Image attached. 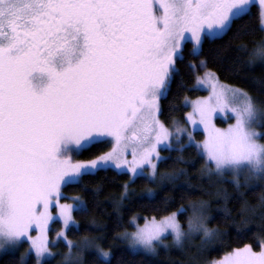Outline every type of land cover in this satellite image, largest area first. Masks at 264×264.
<instances>
[{"label":"snow or ice","instance_id":"1","mask_svg":"<svg viewBox=\"0 0 264 264\" xmlns=\"http://www.w3.org/2000/svg\"><path fill=\"white\" fill-rule=\"evenodd\" d=\"M252 0H0V239L9 250L30 242L20 264L35 253V264H46L45 231L53 194L62 184L78 183L93 170L148 164L156 144L170 133L155 118L157 100L166 94L175 61L183 59L184 42L198 56L205 39L227 34L235 20L249 13ZM264 23V0H258ZM207 29V30H205ZM264 57V45L257 49ZM201 60V66L204 65ZM212 93L193 104L189 120L199 117L206 133L203 149L208 165L219 173L247 169L249 178L264 180V137L251 128L257 109L242 90L225 88L211 72L199 81ZM220 108L235 115L221 130L212 124ZM98 137H111V152L87 163H70L64 155ZM131 146L133 160L124 159ZM239 182L237 181V184ZM149 195L151 192L149 191ZM65 225L82 205H57ZM177 210L157 221H146L125 235L132 250L154 253L166 235L176 244L202 231L218 235L204 221L206 209L181 228ZM35 225L38 236L30 235ZM110 252L100 249L96 264H107ZM218 264H264V239L259 251L245 244Z\"/></svg>","mask_w":264,"mask_h":264},{"label":"trees","instance_id":"2","mask_svg":"<svg viewBox=\"0 0 264 264\" xmlns=\"http://www.w3.org/2000/svg\"><path fill=\"white\" fill-rule=\"evenodd\" d=\"M262 45L264 28L255 4L250 5L243 18L235 20L227 34L205 39L198 56L191 55L193 45L185 43L183 59L175 61L176 71L159 100L161 124L169 131L185 126V102L205 94L194 90L196 78L205 71L219 82L248 94L264 112V57L257 53ZM201 60L205 62L203 66ZM262 120L260 133H264ZM194 139L199 143L203 135L195 133ZM259 140L264 143V137ZM110 149L108 141L96 142L73 154L72 160L91 161ZM160 157L153 179H132L126 173L101 169L80 177L78 183L63 186L62 201L72 205V200H76L80 203L75 204L82 205L72 213L74 226L68 230L67 240L88 241L99 250L110 252L107 264H209L245 244L259 251L264 239V180L252 181L241 175L234 180L230 174L216 173L199 149L185 138L161 150ZM179 209H183L177 216L183 230H187L190 218L206 209L205 225L218 235L209 239L199 232L180 246L165 239V245L157 246L152 254L132 252L120 238L133 231L135 224L160 220ZM58 227L55 223L52 226L51 243ZM52 249L58 253L46 264H75L63 263L68 248L62 241ZM88 249L81 254L79 264H96L99 250ZM0 264H20V258L4 254ZM27 264H35L34 259L30 257Z\"/></svg>","mask_w":264,"mask_h":264},{"label":"rangeland","instance_id":"3","mask_svg":"<svg viewBox=\"0 0 264 264\" xmlns=\"http://www.w3.org/2000/svg\"><path fill=\"white\" fill-rule=\"evenodd\" d=\"M251 4H255V5H258V0H252V3ZM262 26L264 28V23H262ZM207 30V29H205ZM185 43H190L191 45H193V42L191 41V39L189 38V40L185 41ZM263 58V57H261ZM207 71H205L201 76H198L195 80V83H194V90H197V91H201V92H204L205 94L203 96H199L198 98H195L193 100H187L185 103L188 107V112L186 114V117H185V126L183 128H174V129H171L170 131L168 130V132L170 133V136L168 139H165V140H161L159 141L157 144H156V151L152 154L151 156V160H152V164L156 165L155 167V171H153V168L148 165V164H144V165H141V166H137V173H139V175H136L134 174L133 172H130L128 170L129 168V165H124L122 164L120 168H117L116 167V164L114 161H108L107 163L110 165L109 167L107 168H100V169H97V170H101V169H112L118 173H126L128 174L132 179H135L137 178L138 176H144L148 179H153L156 175V169H157V164L159 162V160L161 159L160 157V151L163 150V149H166V148H169L171 146L172 143H175V144H178L181 142L182 138H185L187 139V143L188 144H192L194 146H196L197 144H200L202 143V141L205 139V136H206V133L204 131V126L203 124L200 123V120H199V117H195V124H193L188 116L190 113L193 112V104L196 102V101H199V100H203V99H206L207 97H209L212 93V88H211V84H201L199 81L200 79L203 77V75L206 73ZM213 75V74H212ZM214 77V80L215 82L218 83V85L220 86H223L225 88H234V87H230V86H227L221 82H219L216 77L213 75ZM234 89H237V88H234ZM245 93V92H244ZM248 97H250L248 94H247ZM161 97L158 98L157 100V104H158V109L155 113V118L160 122L159 120V100H160ZM251 98V97H250ZM251 100L253 101V99L251 98ZM254 103V101H253ZM254 105L256 106V104L254 103ZM256 109H257V114H256V118L255 120L252 122L251 124V128L256 131V132H259V128H260V125H262V122L264 119V112L262 110H260L257 106H256ZM212 124L218 128V129H221V130H224V129H227L230 125L234 124L235 123V115L229 110V108H225L224 110H221L220 108H217L213 113H212ZM161 124V122H160ZM195 133H201L203 135V140L201 142H196V140L194 139V134ZM98 140H101V141H108L110 146H111V149L110 151H108L107 153L111 152L113 147H114V141L111 137H98L97 138ZM96 143V142H94ZM258 143H261V144H264L262 142H260V140H258ZM93 144V143H92ZM90 145H85L84 148H80L78 149L76 145H71L70 146V149L69 151H67L66 153H64V155L69 159L70 163L72 164H75V163H87V162H90V161H87V162H77V161H73L72 160V155L73 154H78L81 150L89 147ZM200 153L203 152V149H199ZM105 153V154H107ZM103 154V155H105ZM101 155V156H103ZM100 157V156H99ZM206 162H207V159L206 157H204ZM97 159V158H96ZM124 159H126L127 161H129V164L131 163V161L133 160V156H132V149H131V146L126 150V152L124 153ZM214 168V166H213ZM97 170H93L91 173H94L96 172ZM214 171L216 173H219L215 170L214 168ZM90 173V174H91ZM224 173H227V174H230L232 179L236 180L238 176H242V177H245L246 179L248 180H252V181H258L260 179H256V178H249L248 176V171L247 169H244V170H241L239 171L238 173H233V172H224ZM224 173H219V174H224ZM66 184H62L61 185V188H60V193H59V199L57 200V197H56V194H53L52 198H51V202H50V207H49V213L51 215V219L48 220V223H47V228H46V231H45V235H46V241H47V244H48V253L45 254L44 257H41V260L42 262L45 261V258H46V262L47 261H53L54 257L56 256V254L58 252H56V250L52 249L54 247V245L56 244V242H59V241H62L63 243H65V245L67 246L68 248V253H67V256H65L64 258V261L63 263H75V264H79V261H80V256L81 254H83L84 252H88V248H95L96 250H99V248L97 247H94L92 246V244L88 241H84L83 243H76V242H70L67 240L66 238V234L68 232V230L74 226V223H73V218H71L70 222L68 225H65L63 219L61 218L60 214H59V211H58V207L57 205H71L70 203H66L64 201H62V196H61V189L63 186H65ZM76 202H79V201H76V200H72V203L75 204ZM80 203V202H79ZM72 204V205H73ZM81 205V204H79ZM200 211H198L196 213V215L199 213ZM73 213V212H72ZM72 213H71V217H72ZM173 214V213H172ZM171 215V214H170ZM195 215V216H196ZM169 216V215H168ZM195 216L193 218H195ZM167 217V216H166ZM161 220V219H160ZM146 221H151V220H145L142 224L138 225V224H135L134 225V230L131 231L130 233H126L124 235H122L120 238L125 241L126 245L128 246L129 250L132 251V252H141V253H145L143 251H137V250H132L130 247H129V241L128 239H125V235H130L131 233H133L134 231H136L137 227H143L145 222ZM159 221V220H157ZM178 221V219H177ZM136 221L133 220V223H135ZM58 224L59 225V230L55 233V236H54V242L51 243L50 242V238H49V235H50V232L52 230V226L53 224ZM179 223V222H178ZM204 223L206 224V221H204ZM182 228V227H181ZM183 229V228H182ZM30 235L35 238L38 236V231L37 229L35 228V225H33L30 230ZM187 232V230H186ZM201 233H203L202 231H200ZM196 233H199V232H192L188 235H186L181 243L179 244H176L174 243L173 241V236L171 234H167L165 239H169L171 244H174L176 246H180L183 244V242H185L187 239H190L191 237H193L194 235L193 234H196ZM204 234V233H203ZM203 236V235H202ZM164 239V240H165ZM24 242L23 243H20L18 244L14 250H9L7 252V254H11V255H17L19 256V258H21V254L22 253H26L31 245H30V242L28 241V239L25 237L23 238ZM159 245H165L164 241L162 244H159ZM158 245V246H159ZM5 248H9V245L3 240V239H0V256L1 255H4L5 252H4V249ZM145 254H152V253H145ZM78 257H76V256ZM226 256V255H225ZM224 256V257H225ZM33 259H34V262L36 260V257H35V253L33 252L31 254V256ZM30 257H26V261H28V259ZM224 257H222L221 259L219 260H216V261H213L209 264H218V262L220 260H222Z\"/></svg>","mask_w":264,"mask_h":264}]
</instances>
